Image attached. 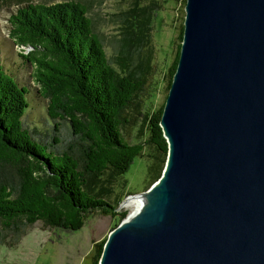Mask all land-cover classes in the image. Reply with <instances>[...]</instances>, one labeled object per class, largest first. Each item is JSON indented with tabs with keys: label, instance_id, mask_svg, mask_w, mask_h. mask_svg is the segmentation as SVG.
<instances>
[{
	"label": "trees",
	"instance_id": "16d2710c",
	"mask_svg": "<svg viewBox=\"0 0 264 264\" xmlns=\"http://www.w3.org/2000/svg\"><path fill=\"white\" fill-rule=\"evenodd\" d=\"M162 6L160 0H127L110 13L108 35L84 0L27 2L10 13L9 36L47 103L38 124L26 122L28 88L0 56L1 231L17 237L38 220L77 230L94 213L121 218L126 212L117 207L133 158H146L149 183L159 176L167 153L159 125L166 94L156 108L147 103L156 90L152 21ZM182 32L183 16L166 91ZM105 239L81 264H97Z\"/></svg>",
	"mask_w": 264,
	"mask_h": 264
},
{
	"label": "water",
	"instance_id": "95a60500",
	"mask_svg": "<svg viewBox=\"0 0 264 264\" xmlns=\"http://www.w3.org/2000/svg\"><path fill=\"white\" fill-rule=\"evenodd\" d=\"M159 176L97 264H264V0H185Z\"/></svg>",
	"mask_w": 264,
	"mask_h": 264
},
{
	"label": "rangeland",
	"instance_id": "374dc122",
	"mask_svg": "<svg viewBox=\"0 0 264 264\" xmlns=\"http://www.w3.org/2000/svg\"><path fill=\"white\" fill-rule=\"evenodd\" d=\"M56 1L61 0H0V56L4 68L14 73L17 80L24 82V86L28 88L26 99L29 105L24 119L29 124H38L46 116L47 100L39 96L38 86L31 77L32 67L19 55L20 48L9 36L8 17L21 4ZM84 1L90 7V14L94 18L96 27L107 35L113 32V25L109 21L110 13L124 7L127 3V0ZM160 1L163 6L157 11L152 21L156 90L147 103L151 108H156L167 94L165 88L167 68L179 43L177 33L184 16L181 11L184 0ZM26 49L23 52H26ZM10 75L16 80L13 74ZM136 129L133 127L128 130V137L132 141ZM146 167L147 162L144 156L137 155L133 158L124 172L126 193L122 200L128 194L142 191L151 184L146 179ZM121 201L117 210L125 211L126 216L132 207L122 206ZM125 216L120 218L119 215L94 213L88 216L83 226L77 230L50 226L38 220L26 226L23 233L17 237L0 229V264H81L91 247L106 238L109 231Z\"/></svg>",
	"mask_w": 264,
	"mask_h": 264
},
{
	"label": "bare ground",
	"instance_id": "6f19581e",
	"mask_svg": "<svg viewBox=\"0 0 264 264\" xmlns=\"http://www.w3.org/2000/svg\"><path fill=\"white\" fill-rule=\"evenodd\" d=\"M140 203H141V198L135 197V198L127 199L126 202L121 203V205L122 206H130L134 210ZM132 208H131V210H132Z\"/></svg>",
	"mask_w": 264,
	"mask_h": 264
}]
</instances>
